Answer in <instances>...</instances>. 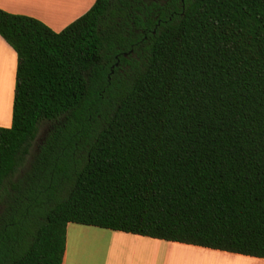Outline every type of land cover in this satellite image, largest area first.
Masks as SVG:
<instances>
[{
  "label": "trees",
  "instance_id": "obj_1",
  "mask_svg": "<svg viewBox=\"0 0 264 264\" xmlns=\"http://www.w3.org/2000/svg\"><path fill=\"white\" fill-rule=\"evenodd\" d=\"M178 3L95 0L58 32L0 8V264H62L68 223L264 258V0Z\"/></svg>",
  "mask_w": 264,
  "mask_h": 264
},
{
  "label": "crops",
  "instance_id": "obj_2",
  "mask_svg": "<svg viewBox=\"0 0 264 264\" xmlns=\"http://www.w3.org/2000/svg\"><path fill=\"white\" fill-rule=\"evenodd\" d=\"M94 2L95 0H0V8L35 17L58 32L84 14ZM16 63V52L0 36V126L4 127H9L12 120ZM125 243L151 249L124 248L121 244ZM62 264H264V258L68 223Z\"/></svg>",
  "mask_w": 264,
  "mask_h": 264
},
{
  "label": "rangeland",
  "instance_id": "obj_3",
  "mask_svg": "<svg viewBox=\"0 0 264 264\" xmlns=\"http://www.w3.org/2000/svg\"><path fill=\"white\" fill-rule=\"evenodd\" d=\"M131 71H132V68H131V66L130 65H127V64H123V66H122V68H121V70H120V74H118L114 79H115V82H117V80L119 79V78H121V79H126L127 77H128V75H130L131 74ZM112 90H116V88H115V86H112ZM47 123H42V124H40L39 125V127H38V130H37V132H36V136H35V139L33 140V142H32V146H31V151H32V149L35 147V143H36V141L43 135V133L46 131V129H47ZM28 157H29V155L26 157V159L19 165V166H17V168H16V170H15V172H14V175H13V178L14 177H16V176H18L21 172H22V170H23V168L25 167V165H26V163H27V159H28ZM121 245H123V246H125L124 248H137V247H139V248H143V249H151V248H149V247H147V246H137V244H133V243H125V244H121ZM128 246V247H127ZM131 250V249H130Z\"/></svg>",
  "mask_w": 264,
  "mask_h": 264
},
{
  "label": "flooded vegetation",
  "instance_id": "obj_4",
  "mask_svg": "<svg viewBox=\"0 0 264 264\" xmlns=\"http://www.w3.org/2000/svg\"><path fill=\"white\" fill-rule=\"evenodd\" d=\"M150 1H160V0H150ZM186 1H188V0H179V3L176 5V8H173L172 6H170L171 8H173V12L172 13H176V12H178L180 10H183L184 7H185ZM164 3H167V0H164Z\"/></svg>",
  "mask_w": 264,
  "mask_h": 264
},
{
  "label": "bare ground",
  "instance_id": "obj_5",
  "mask_svg": "<svg viewBox=\"0 0 264 264\" xmlns=\"http://www.w3.org/2000/svg\"><path fill=\"white\" fill-rule=\"evenodd\" d=\"M92 250V249H91ZM121 254V253H120ZM179 256H181V255H179ZM191 256V255H190Z\"/></svg>",
  "mask_w": 264,
  "mask_h": 264
}]
</instances>
